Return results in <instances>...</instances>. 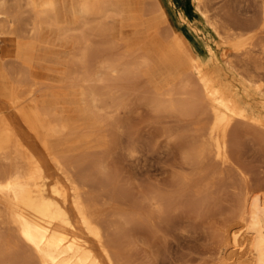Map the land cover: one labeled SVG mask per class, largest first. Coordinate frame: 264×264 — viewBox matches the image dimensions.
<instances>
[{
    "label": "bare ground",
    "instance_id": "obj_1",
    "mask_svg": "<svg viewBox=\"0 0 264 264\" xmlns=\"http://www.w3.org/2000/svg\"><path fill=\"white\" fill-rule=\"evenodd\" d=\"M207 1L167 0L174 19L188 31L169 26L167 34L189 70L179 78H166V85L158 88L145 76L152 61L141 46L119 43L123 47L114 51V42L110 53L106 49V56H98L94 37L111 36L106 23L115 10L108 0H80V14L73 22L61 19L55 0H0V77L9 90L8 100L0 98V264H137L135 240L158 236L163 224H172L177 210L198 201L192 194L206 209L209 199L222 196V187L235 195L233 215L238 222L230 226L228 221L230 227L223 228L233 252L221 264H264V180L253 177L241 149L243 135H251L264 149V77L258 78L264 68V15L260 29L243 33L211 16ZM46 28L74 47L59 86L39 78L46 73L33 64L16 60L41 41ZM96 52L99 65L91 69L90 57ZM78 91L101 128L77 117L72 103ZM135 102L175 117L189 134L187 144L183 133L181 139L174 135L184 142L182 152L178 150L181 164L190 170L177 178L180 188L178 182L172 185L174 168L171 185H144L137 197L107 165L104 131L116 126L123 132L125 126L117 125L115 116L121 109L133 113L130 104ZM174 129L163 130L165 136ZM132 131L129 136L136 144L128 153L135 157L141 153L136 145H141ZM56 143L81 151L51 153ZM88 147L97 152L82 150ZM191 190L195 193L187 197ZM218 199L209 202L218 205Z\"/></svg>",
    "mask_w": 264,
    "mask_h": 264
},
{
    "label": "rangeland",
    "instance_id": "obj_2",
    "mask_svg": "<svg viewBox=\"0 0 264 264\" xmlns=\"http://www.w3.org/2000/svg\"><path fill=\"white\" fill-rule=\"evenodd\" d=\"M108 1L111 7L115 10L114 13L116 12L117 13L112 14L111 17L112 19L110 17L107 19L108 23L106 24L108 25L110 24L109 26L108 25L107 26L111 27L109 29H111L112 32L110 31L111 36H109V33H107L106 35H108V37L110 38L107 37L106 39L105 38L106 36H103L101 38L103 34L96 36L97 38L94 37L95 43L96 44L98 43L97 46H99L98 56L102 58L103 56H106L108 53H110L109 52L110 48H112L111 44L114 42H117L114 43V47H113L114 51H116V50H120L123 47L120 45H125V44L131 45L133 43H138L142 41L143 42L142 44L144 45V52L152 59L151 65L148 69V78L152 84H156L157 82L160 81V72L163 69V67L166 66L167 64L175 63V61L181 59L180 54L177 53L178 50L173 43L171 33L169 32L170 34H167L168 31H170L171 27H175L176 29L183 28L184 32H188L186 27L183 26V24H180L178 20L174 19L172 14V9L168 5L167 0H108ZM206 3L210 5V6L207 5V7L208 9H211L209 10V14L211 16L214 17L216 16L218 20L226 21L228 24L232 25V27H234V29H236L237 31H241L243 33H248L247 31H249L250 34V33H255L256 30L260 29L259 27L261 26L260 24L261 19L264 18L263 17L264 0H232V1L208 0ZM220 5L222 6L220 7ZM154 7L155 10L157 9L158 10L157 11L153 10ZM260 12L263 13L259 14ZM253 21L254 23H252ZM243 30H245V32ZM260 35L263 36L262 38H264V33L263 35L260 33ZM103 39L105 41L101 43V40L103 41ZM107 40H109L107 42L108 44L106 43ZM119 43L121 44L119 45ZM37 45L38 44L35 43V45L31 46V49L29 51L20 54L18 56L19 58H16V60L19 62L25 61L26 64H33L36 70L46 73L48 80L52 81V85L54 84L59 86L64 84L63 77L66 74L68 66L70 65L69 59H71L70 56L72 57V53L74 51V47L72 43L65 38L59 37L55 34L49 35V33H47L42 44L44 49L36 60L35 55L37 54L36 53ZM105 50L108 51V53ZM96 57H97V52L93 53L90 57L89 65L91 69H95L99 65V61L96 62ZM262 62H264V59ZM260 73L262 75H259ZM261 76L264 77V68L258 73L259 79L263 78ZM14 77L15 79H19V75L17 73L14 74ZM2 79L3 78L0 77V98H4L8 100L9 90L8 89L5 90L2 87L3 85ZM261 81L264 82L263 79ZM75 97L76 98H74L73 100L72 107L77 113V117L79 118L83 116L84 119L86 118L87 120H91V121L95 120L94 118H96V116L94 115V113L91 112L90 107L86 103L83 94L80 91H78V95ZM139 105L140 104L137 105V102H135V104H130V108H132V111H134L131 114L130 111L121 109L119 112L120 114L118 113L117 116H115L117 118L116 124L119 126L123 124V126H125L124 127L125 130H123V132L122 130L119 131L115 129L117 128L116 126H114L113 130L108 128L107 130L104 131L106 136L105 146L109 148L108 150H106L107 154L106 153L104 154V159L106 160L107 165L111 168L112 174L116 175L117 176L116 179L118 180V182L123 185L122 187L128 189L133 195L137 197L143 192L144 190L143 187L145 188L146 185L150 187L152 186L151 184L165 185L166 182H169L171 178L170 177L171 173L174 174L175 172L174 168L176 170V174H175L176 177H174L173 175L170 182H172L174 178L175 180L177 178L181 179L180 177L185 175L186 174L185 172H187V174L190 173L189 168L186 167L185 165L183 166V164H181L182 160L180 159L182 158L181 152L184 143L181 142L180 144V139H181L180 137H182L181 133H183L182 138L185 137V139L189 134L187 132H184L185 130L180 129L181 127L179 128L180 124L178 119L172 116H168L165 113H161V114L155 113L154 111L150 110L149 107H146L147 105L146 106L142 105V107L141 105L140 106ZM162 114L164 115L160 116ZM127 116L129 118L132 116L129 120L130 122H128L129 118ZM167 116L170 119L169 121ZM172 118L174 121L172 120ZM162 120H164V122ZM93 123H94L93 128H97V127L101 128L100 126L101 124H98V122L96 123L93 121ZM125 123L127 126L125 125ZM170 127L172 129L175 128L174 131L171 134H169V136H165L166 135V132H164L165 129H171ZM131 131L133 132V135L137 133L136 135L139 137L138 139L141 145L139 147H138L139 144L136 145L137 149L141 151V153L139 152L140 155L139 153H137L135 157H130L129 154L130 153L129 148L130 147L134 148L133 143L136 144V140L135 141L131 140L132 138L129 136L130 135L129 132L131 133ZM66 133L67 132L65 131L64 136H66ZM174 135L179 136L180 139L175 137ZM251 137H252L251 135L242 136L243 139L241 138L242 139L241 149L245 154L243 155L247 160V164L250 167H252L250 171L253 170L254 173L251 172L252 175L254 174L253 177L256 178L258 176L259 177L262 176V179L264 180L263 178L264 149L261 146L259 147L257 141L253 137L252 138ZM173 138L175 140H178L179 143L178 141L175 142ZM187 140L188 139H186L185 141L186 144L188 142ZM128 141L130 145L128 144ZM86 142L88 143V141ZM176 143L180 144V146L177 145ZM179 147H181V152H179L178 150L180 149ZM72 148L73 147L71 144L69 145L67 144L65 145V147L64 146L58 147V143H56L52 145L51 153H57L59 151L61 152L81 151V149L71 150ZM82 150H87V152L91 151L92 153L97 152V150L90 147H88L87 149L82 148ZM257 150H259L258 153ZM179 154H181V156ZM136 159L137 161H135ZM138 159L140 161H138ZM137 162L139 163V165H137ZM167 172L170 174H168ZM118 174H120L119 177ZM167 177H169L168 178L169 180L167 179ZM165 179L168 181H165ZM179 179H177V181L174 180L172 182L173 184L169 182L170 185L172 184L173 186H175L176 182H178L177 186L180 185ZM121 180L124 182V184L123 182H121ZM169 183L166 184L165 187H168ZM173 188L176 189L175 187ZM179 188L178 190L176 189L178 192L180 191ZM225 188L226 187L221 188V192L223 193V194L221 193L222 194L221 197L220 195L216 194L217 195L216 196L217 198H215L216 201L220 197L218 199L219 200L218 205L212 204L213 201L215 202L214 198L209 199V201L210 200L212 201L211 203L209 201L207 202V208L210 206L209 209L207 208L204 209L205 204L202 205L201 203H199L201 201L197 199L199 197L195 195L196 193L193 192V190L189 191L187 197L192 196V199H194L193 197L195 196L197 198L194 199L193 201L198 200L197 202L191 205L189 203L192 202L190 201L191 198L188 199L189 202L187 199H183L182 201L183 203H185V200H187V203L193 206L192 211L190 209L191 206L190 205L187 206L190 210L189 214L187 213L189 212L188 208L183 207V209L186 208V210L184 209L185 211H183L182 208L180 207L182 211L181 210L176 211L177 214L175 213L174 216L175 218L170 226L167 224L162 225L163 231L158 236L144 237V240L148 241V243L145 241L141 242L139 240H135L134 256L136 259L138 258L136 263L137 264H143V263L144 264H176V263L177 264H221V262L225 259L224 257L227 258V256L233 250L228 246V244L224 240V235H223L224 230L231 223L232 224L230 226L235 225L238 222L236 219H234V215H233L235 213L234 209L236 205V202L234 203V201L236 200V198H234L235 195L231 191L233 195L232 197L230 191H228L231 189H227V188L225 189ZM226 191H228V193H226ZM189 193L190 194L195 193V194H192L190 196ZM223 195H224V199H223ZM185 204H183V206ZM198 205L199 206L201 205L202 209L204 210L201 209L200 211V207H198ZM221 208L223 209V211ZM197 209L198 211H196ZM228 221H230L231 223ZM172 226L174 228H172ZM185 226L187 227L186 228L187 230L185 229ZM213 227L214 229H212ZM184 231H188V234L187 232ZM161 235H163L164 238H162L163 236ZM171 235H174V237H172ZM165 237L167 239H165ZM166 240L170 241L168 242L169 244L165 243L167 242ZM208 251H210V253ZM239 257H241V254ZM236 258H238L237 255Z\"/></svg>",
    "mask_w": 264,
    "mask_h": 264
},
{
    "label": "crops",
    "instance_id": "obj_3",
    "mask_svg": "<svg viewBox=\"0 0 264 264\" xmlns=\"http://www.w3.org/2000/svg\"><path fill=\"white\" fill-rule=\"evenodd\" d=\"M79 1L80 0H55L58 12H59L60 16L62 17L61 19L65 20V21L73 22L75 20L76 16L78 14H80ZM110 7H111V5H110ZM47 33H49V35H52V34L57 35V33L53 30H50L48 28L44 29L41 41L38 43V45L36 47V49H37V51H36L37 54L35 55L36 60L40 56L41 52L44 49L42 44H43L44 38H45ZM142 43L143 42L140 41L138 43H133L129 46L132 49H135L137 46H141L143 53L152 61V59L144 52V45ZM177 50H178V48H177ZM2 53H3V47H2L1 41H0V60H1ZM177 53L180 54L181 59H178L177 61H175V63L167 64L166 66H164L160 72V81L157 82L156 84H152L148 78V69L150 66L145 70V76L148 79V81L151 83V85H153L154 87L162 88L163 86L166 85V83H165L166 78H168V77L171 79L172 78H179L180 76H182L183 73H185L186 71L189 70V66L187 64L186 58L183 56V54L179 50ZM39 78L46 79L47 77L45 74V76L41 75Z\"/></svg>",
    "mask_w": 264,
    "mask_h": 264
}]
</instances>
